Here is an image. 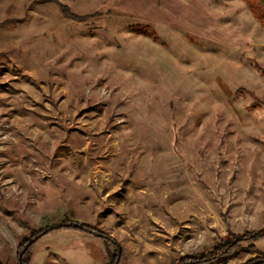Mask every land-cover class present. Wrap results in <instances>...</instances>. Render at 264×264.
Returning a JSON list of instances; mask_svg holds the SVG:
<instances>
[{
    "label": "rangeland",
    "instance_id": "obj_1",
    "mask_svg": "<svg viewBox=\"0 0 264 264\" xmlns=\"http://www.w3.org/2000/svg\"><path fill=\"white\" fill-rule=\"evenodd\" d=\"M141 1L159 11L107 0L73 19L58 0H0V264L64 221L118 253L56 231L30 264H179L264 230L257 0L237 28L232 0ZM257 259L264 238L209 264Z\"/></svg>",
    "mask_w": 264,
    "mask_h": 264
},
{
    "label": "trees",
    "instance_id": "obj_2",
    "mask_svg": "<svg viewBox=\"0 0 264 264\" xmlns=\"http://www.w3.org/2000/svg\"><path fill=\"white\" fill-rule=\"evenodd\" d=\"M250 10L256 18L264 19V14L260 13L259 15H256V12L253 8H250ZM60 11H61V14L67 18L86 19V17L79 18L77 16H74L65 6L60 5ZM56 231H71V232L86 234L90 236H96L105 245L112 244L115 247V250L117 251V253L119 250L115 242L109 236L103 234L97 229L90 227L88 225H85V224L64 221L58 225L42 229L36 235H33L28 242H25L24 244L19 246L17 249L18 264H30L31 253L37 241ZM261 238H264V230L258 231V232H252V233L245 234L242 236H237V237H234L231 241L220 243L212 252L204 256H201L198 258L185 257L179 262V264H209L211 262L216 261L217 259L227 257L239 251L241 243L246 242V241L256 242ZM120 257H121V254L119 253L118 256H116L113 264H120V259H121ZM247 264H264V260L257 259Z\"/></svg>",
    "mask_w": 264,
    "mask_h": 264
},
{
    "label": "crops",
    "instance_id": "obj_3",
    "mask_svg": "<svg viewBox=\"0 0 264 264\" xmlns=\"http://www.w3.org/2000/svg\"><path fill=\"white\" fill-rule=\"evenodd\" d=\"M58 1L60 2V4H62V6L67 7L73 15L80 17H85V16L90 17L95 12L99 11L101 5L105 3V1L107 0H58ZM201 5L204 12H209L211 0H203V4ZM255 6L257 7V9H259L256 15H259L260 13L264 14V0H257V5ZM136 7L139 10H143L145 12L146 11L153 12L151 14L157 13L159 11V9L155 8L154 6H149L150 8H148V6L145 3H143L141 0H137ZM245 7L247 9V6H245V3H243L241 0L231 1V11H227V13L229 14V18L228 19L226 18V21L230 23L231 27L237 28L239 21L244 16L243 11ZM251 14L250 16L254 17L255 20L257 21L262 20L256 18L253 14L252 15ZM233 35L236 36L235 33Z\"/></svg>",
    "mask_w": 264,
    "mask_h": 264
}]
</instances>
